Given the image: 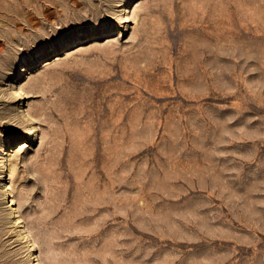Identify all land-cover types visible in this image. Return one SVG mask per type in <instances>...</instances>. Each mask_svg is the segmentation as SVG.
Instances as JSON below:
<instances>
[{"label": "rangeland", "instance_id": "1", "mask_svg": "<svg viewBox=\"0 0 264 264\" xmlns=\"http://www.w3.org/2000/svg\"><path fill=\"white\" fill-rule=\"evenodd\" d=\"M0 264H264V0H0Z\"/></svg>", "mask_w": 264, "mask_h": 264}, {"label": "bare ground", "instance_id": "2", "mask_svg": "<svg viewBox=\"0 0 264 264\" xmlns=\"http://www.w3.org/2000/svg\"><path fill=\"white\" fill-rule=\"evenodd\" d=\"M122 21H125V20H122ZM12 142H9V145L11 144ZM7 155V152H5V154L3 155V157H5ZM6 194H10V191H7Z\"/></svg>", "mask_w": 264, "mask_h": 264}]
</instances>
